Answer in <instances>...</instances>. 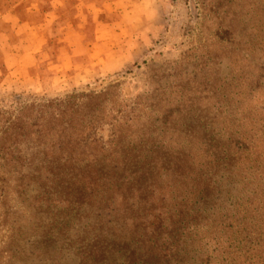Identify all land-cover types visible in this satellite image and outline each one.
Instances as JSON below:
<instances>
[{"label":"trees","instance_id":"1","mask_svg":"<svg viewBox=\"0 0 264 264\" xmlns=\"http://www.w3.org/2000/svg\"><path fill=\"white\" fill-rule=\"evenodd\" d=\"M212 2L195 4L204 24L212 19L214 28L227 30L226 37L196 41L191 56L210 63L221 54L240 63L239 71L245 67L239 86L235 78L226 85V105L225 100L214 104L216 111H227L224 132L206 133L199 116L189 118L196 127L192 135L174 129L186 106L198 114L200 109L183 103V93L173 100V85L166 83L175 79L171 73L165 76L166 63L148 67L131 94L124 91L129 82L118 80L100 90L0 100V264H29L43 245L63 247L70 239L77 251L68 257L91 264H264V124L258 139L237 130L247 126L239 113H244L248 95L264 90V36L231 37L227 11ZM257 6L264 15L263 2ZM213 9L216 15L211 17ZM196 92L210 94L202 88ZM224 142L229 144L224 147ZM213 146L226 152L223 162L207 151ZM162 158L173 171L204 178L193 183L179 176L173 210L161 232L138 220L149 196H137L129 187L120 203L121 219L115 221L111 182L130 186ZM224 174L247 179L246 189L242 187L225 214L208 212L205 206L219 203L213 178ZM42 208H47V217L40 215ZM53 212L56 216L50 217ZM35 214L40 225L33 221ZM94 235L106 240L81 256L79 247L89 245ZM50 236L56 237L49 242ZM63 256H36L34 261L68 264Z\"/></svg>","mask_w":264,"mask_h":264},{"label":"rangeland","instance_id":"2","mask_svg":"<svg viewBox=\"0 0 264 264\" xmlns=\"http://www.w3.org/2000/svg\"><path fill=\"white\" fill-rule=\"evenodd\" d=\"M198 1L201 0H0V100L14 96L55 97L72 90H100L118 80L129 82L124 91L131 94L139 88L148 67L166 63L169 66L165 76L171 73L175 79L174 84H171V79H167L169 82L166 83L173 85V100L176 101L183 93V103L197 105L200 109L198 114L195 108L190 112L186 106L179 116L182 120L173 122L174 129L184 135H192L196 127L189 118L199 116L203 119L201 124L204 123L206 133L211 130L224 132L222 124H225L223 120L227 111H216L214 104L225 100L223 104L226 105L225 87L233 78L235 85L239 86L245 67L239 71L240 63L229 62L221 54L210 63H206L204 58L199 60L194 59L193 54L191 56V48L196 41L225 38L227 31L214 28L212 19L204 24L195 4ZM262 2L264 4V0H213L212 5L217 4L227 11V21L232 24L229 30L233 31L230 36L245 40L250 36H264V24L258 27L264 23V15L257 6ZM215 9L211 17L216 15ZM220 14L218 12L221 21ZM128 71L130 75L126 73ZM236 71L238 77L234 76ZM201 88L209 90L210 94L197 93L196 90ZM255 93L256 96L248 95V101L243 104L244 113H239L240 118L246 119L247 126L237 130L243 131L245 136L256 134L258 139L260 133L257 130L264 124V90ZM255 122L258 123L251 131ZM261 136L264 137V134ZM207 151L224 161L226 152L223 148L213 146ZM181 175L193 183L204 178L197 172L173 171L169 161L162 158L151 165L144 175L133 179L130 186L111 182L115 208L111 216L115 217V221L121 219L119 207L125 188L129 187L136 190L137 196L138 192L149 196L148 203L141 204L138 220L161 232L173 210L174 187ZM213 179L217 181L220 204L210 202L205 209L208 212L216 209L225 214L229 205L241 196L247 179L230 178L225 174ZM46 213L47 208L40 209V215L47 217ZM53 216L56 212L50 217ZM38 220L39 215H33V221L40 225ZM42 229L38 231L41 235ZM95 237L89 245L79 247L81 256L83 253L89 256L93 247L106 240ZM71 241H66L63 247L60 244L43 245L39 255L30 258L29 264H37L34 261L36 256L53 260L63 254V260L69 261L68 264H91L68 257L77 251L72 249L74 242ZM92 262L103 264L99 260ZM51 264L59 263L55 260Z\"/></svg>","mask_w":264,"mask_h":264}]
</instances>
